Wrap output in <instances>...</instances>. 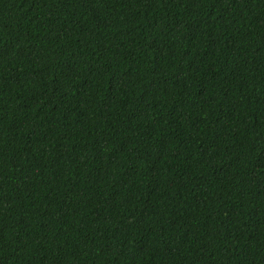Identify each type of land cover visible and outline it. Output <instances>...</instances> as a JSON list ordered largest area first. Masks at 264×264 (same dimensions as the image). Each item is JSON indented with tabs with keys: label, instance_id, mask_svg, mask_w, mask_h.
Here are the masks:
<instances>
[{
	"label": "trees",
	"instance_id": "trees-1",
	"mask_svg": "<svg viewBox=\"0 0 264 264\" xmlns=\"http://www.w3.org/2000/svg\"><path fill=\"white\" fill-rule=\"evenodd\" d=\"M0 264H264V0H0Z\"/></svg>",
	"mask_w": 264,
	"mask_h": 264
}]
</instances>
